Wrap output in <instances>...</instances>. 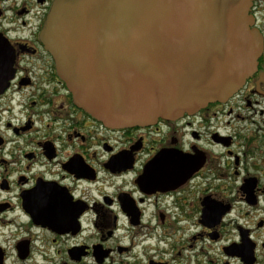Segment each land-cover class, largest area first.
Listing matches in <instances>:
<instances>
[{"label": "flooded vegetation", "instance_id": "af4514ba", "mask_svg": "<svg viewBox=\"0 0 264 264\" xmlns=\"http://www.w3.org/2000/svg\"><path fill=\"white\" fill-rule=\"evenodd\" d=\"M53 1L0 0V264H264V48L225 102L110 127L43 42Z\"/></svg>", "mask_w": 264, "mask_h": 264}, {"label": "water", "instance_id": "95a60500", "mask_svg": "<svg viewBox=\"0 0 264 264\" xmlns=\"http://www.w3.org/2000/svg\"><path fill=\"white\" fill-rule=\"evenodd\" d=\"M254 0H54L42 39L75 104L145 126L225 102L257 71Z\"/></svg>", "mask_w": 264, "mask_h": 264}]
</instances>
